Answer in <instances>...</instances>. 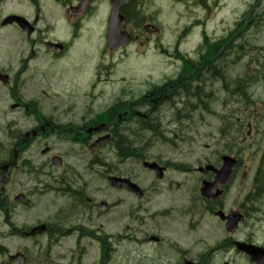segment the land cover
<instances>
[{"label":"flooded vegetation","instance_id":"flooded-vegetation-1","mask_svg":"<svg viewBox=\"0 0 264 264\" xmlns=\"http://www.w3.org/2000/svg\"><path fill=\"white\" fill-rule=\"evenodd\" d=\"M84 1L60 0L77 12ZM99 1L88 0L82 13ZM40 5L41 0H0V27L15 30L26 46L0 54V96H4L0 99V119L9 118L11 122L0 163H11L0 192L1 215L8 219L18 207L34 206L32 198L37 194H51L49 217L37 221L45 227L33 235L49 251L47 264H250V257L237 248V243L264 248V226L257 233L252 230L256 222L264 225V194H258V188L245 185L239 202H228L230 184L220 187V198H205L199 194V185L211 181L213 173L197 169L200 177L195 186L181 195V183L169 175L182 169L183 164L166 156V160L161 156L152 159L163 168L162 177L145 169V182L136 180L132 143L137 137H182L195 128L199 117L216 116L210 97H199L200 91L196 94L192 86L200 78L197 68L181 72L175 83L147 89L143 98H117L101 116L90 115L86 83L74 88L72 82L62 81L63 96H36L33 90L46 88V75H51L57 60L61 63L67 51L65 43L58 52L40 48L39 44L49 39L36 31ZM8 16L22 18L31 30H20L15 21L4 24ZM64 74L61 72L60 81ZM200 109L205 111L203 116H199ZM228 125L227 120L220 119L221 133ZM96 126L100 129L95 130ZM102 135H108L109 142L97 147L95 142ZM120 138L127 141L122 143ZM222 141H214L212 161L205 165L219 167L221 153L231 154L225 141L217 146ZM104 154L114 161L105 162ZM95 166L102 169L98 178L103 184L84 180L86 172ZM14 175L18 177L15 180ZM109 176L127 178L140 187L143 195L109 185ZM37 184L44 186L38 188ZM19 194L22 200L16 201ZM219 210L225 215L240 213L241 222L234 230L227 227L224 216L216 214ZM257 210L259 218L253 216Z\"/></svg>","mask_w":264,"mask_h":264},{"label":"rangeland","instance_id":"rangeland-1","mask_svg":"<svg viewBox=\"0 0 264 264\" xmlns=\"http://www.w3.org/2000/svg\"><path fill=\"white\" fill-rule=\"evenodd\" d=\"M190 0H184L186 6L182 3V0H156L152 5L153 12V24L157 25L161 29V34L158 36H153L149 39V42L146 43L143 41L142 44L137 42L133 43L130 47L123 51L116 52L112 55L103 53L100 55L98 52L100 49L102 51H106V46L103 45L99 38H94L89 43V56L87 57V66H86V78L91 88V84L98 81L96 75V65L101 64L105 65V62H111L114 66V73L111 75L110 82L112 84H103L100 86H96L95 90L102 89L104 92V97H108L112 92H116V87L119 85L122 88H126V93L130 95L131 93L143 92L145 86L152 82L158 81L161 77L170 76L172 72H175L176 67L178 65V61H172L176 57H172L175 50H173V45L176 41V38L180 32V28L182 25L187 24L186 22L192 21L194 18H198L201 16L200 10L197 7L191 6L187 2ZM214 2H210L212 6L217 8L216 15L213 16V20L207 24V29L210 33H214L217 36L223 32V29L227 23H231L233 20L237 19L240 15L244 14L249 8H251V16L256 17L255 23L252 25V28L249 27L247 31L244 33V38L241 40V43L245 46L246 52L245 57L242 59H232L222 58L219 61L220 66H222L223 73L225 75L224 82L217 81L213 86V89L216 91V118L218 119L219 115L227 114V121L229 123V131H232L234 141L236 143L233 144L232 153L239 156L244 164L248 165L250 168L255 169L259 161V157L261 152H254L255 147L258 145V149H262L264 146V82L260 80L258 84H256L252 91L253 102L249 103L248 106H244V102L240 99L235 100L232 99V94L229 93L228 96L225 92L219 91L218 85L225 87L227 86L229 89L232 86L233 80L237 77L244 75L245 68L248 66L247 59L249 56H264V0H213ZM188 8V10H186ZM100 15L95 17L94 22H92V28L99 29L100 26ZM213 27L215 29H213ZM197 34L196 29L192 31V33L187 37V42L178 46L179 51H187L190 53L191 57L193 56V44L196 43ZM245 43V44H244ZM17 42H14L12 38H6L5 35L0 33V50H8L9 48H19ZM161 46V47H160ZM257 47V48H256ZM161 48L168 50L166 53H162ZM101 51V50H100ZM161 53V54H160ZM244 54V47H243ZM168 56V57H167ZM232 56V55H231ZM111 57V58H110ZM233 57V56H232ZM66 70V69H65ZM61 70H56L54 75V80L61 83L62 81H66L69 72H66L63 76L64 80L60 81ZM72 75L74 76V70H71ZM80 80V79H79ZM222 84V85H221ZM113 88V89H112ZM222 89V88H221ZM63 91V90H57ZM39 92V90H37ZM51 92V91H50ZM50 92L45 96H49ZM103 97V98H104ZM228 98L226 104H222V101ZM94 103H97V108L106 107V103L103 100H97ZM214 106V105H213ZM248 111L252 113H257V118L255 122L252 121L253 130L251 136L246 140L244 144L241 143V139L243 137L245 128L243 132L240 134V128L243 122L249 119L250 115H248ZM218 116V117H217ZM4 121L0 120V140L3 139V129H4ZM218 125V123H216ZM198 133H187L185 134L184 140L175 141L173 143L161 142L156 140L154 142L155 147L163 146L165 150L170 151V145L176 146V151L173 152L175 157L173 158L176 161H181L186 164H196L198 162L203 161L205 157L211 156V146L213 142V135H210L206 128H198ZM216 138L220 136L216 134ZM224 141V140H223ZM227 141V140H226ZM204 144L210 145L209 149L204 148ZM240 144V145H238ZM170 149V150H169ZM105 153L109 150L105 149ZM152 151L151 153H153ZM150 153V154H151ZM149 154V155H150ZM105 162H113L114 157L111 158L110 155L104 154ZM2 157L0 153V158ZM90 160V158H89ZM100 172L99 167L95 168ZM136 179L137 181H144L148 177L146 173H144L141 169V165L137 162L136 165ZM96 172V171H95ZM95 172H92L88 175L86 172L84 176V180L92 185L101 184L98 180ZM172 176L176 177L182 182L178 193L181 195H187L186 189L195 186V180L198 179L197 174L193 173L191 170L183 171V172H172ZM16 178V176H15ZM46 179V178H45ZM90 180V181H89ZM44 181L43 184L47 183ZM248 183L251 182L247 181ZM31 187H34V183H30ZM29 187V186H28ZM38 188L42 187V184H37ZM233 193V197H232ZM242 191L237 187V184H234L232 191L230 192V197L228 198V202H236L241 200V197L244 195L241 194ZM38 201L35 202L36 207L31 209H26V214L23 217V213L21 209L18 207L15 212L12 220L14 223L20 227L22 225H31L37 221L47 220L50 215L49 203L51 200V194H39L36 196ZM34 201V198H32ZM264 200V197H262ZM264 209V207H263ZM261 210V209H259ZM257 210L253 213L255 218H259L260 212ZM264 213V210H261ZM2 218L0 216V222ZM264 225L256 222L254 224V230L256 233L260 231V227ZM217 232V231H216ZM250 232V231H249ZM4 226L0 223V243L5 244L6 248L10 252H14L16 249H26L28 253L35 252V241L32 239H25L19 237L18 235L13 234H3ZM5 237V238H3ZM239 260L240 258L233 257V260ZM229 264H248L244 261V263L239 261H230Z\"/></svg>","mask_w":264,"mask_h":264},{"label":"water","instance_id":"water-1","mask_svg":"<svg viewBox=\"0 0 264 264\" xmlns=\"http://www.w3.org/2000/svg\"><path fill=\"white\" fill-rule=\"evenodd\" d=\"M123 20L120 16H118L116 10L113 8L112 12L110 14V18L108 21V43L111 45L112 48H117L119 45H126L128 42V37L125 35V33L120 32L119 29L121 25L123 24ZM225 160H228V163L223 168L225 175H230L231 169L234 166V160L225 158ZM205 189V186L202 187V192Z\"/></svg>","mask_w":264,"mask_h":264},{"label":"trees","instance_id":"trees-1","mask_svg":"<svg viewBox=\"0 0 264 264\" xmlns=\"http://www.w3.org/2000/svg\"><path fill=\"white\" fill-rule=\"evenodd\" d=\"M259 70V69H258ZM243 83V84H242ZM236 88H235V93L237 94V95H244V94H246L247 93V86H248V83H246L245 84V82H242L241 80L240 81H238L237 83H236Z\"/></svg>","mask_w":264,"mask_h":264}]
</instances>
